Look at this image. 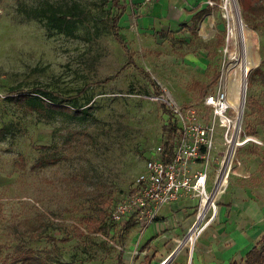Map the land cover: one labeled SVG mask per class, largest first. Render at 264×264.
<instances>
[{
    "label": "rangeland",
    "instance_id": "obj_1",
    "mask_svg": "<svg viewBox=\"0 0 264 264\" xmlns=\"http://www.w3.org/2000/svg\"><path fill=\"white\" fill-rule=\"evenodd\" d=\"M213 1L201 22L161 36L139 25L134 0H0V264H25L29 250L50 264H118L128 252L126 229L111 237L91 231L89 223L103 214L106 224L150 153L174 134L157 96L168 93L206 115L205 95L233 70L236 15L228 0ZM235 3L260 59L247 74L243 133L264 141V0ZM51 6L71 12L72 33L49 23ZM122 8L120 32L132 65L112 30ZM139 69L158 84L157 93ZM53 94L77 96L66 106H92L93 115L77 118L52 108L62 104ZM217 133L220 142L221 128ZM219 142L207 164L211 180ZM238 158L252 171L244 179L257 187L251 193L263 201L264 150L248 144Z\"/></svg>",
    "mask_w": 264,
    "mask_h": 264
},
{
    "label": "built area",
    "instance_id": "obj_2",
    "mask_svg": "<svg viewBox=\"0 0 264 264\" xmlns=\"http://www.w3.org/2000/svg\"><path fill=\"white\" fill-rule=\"evenodd\" d=\"M143 1L151 4L156 0ZM207 3L217 4L213 0ZM239 78L242 93L240 104L237 105L231 99V91L233 83ZM246 87L247 80L243 82L242 70H231L227 77L220 80L215 92L205 95L202 103L206 115L200 114L193 105L178 103L168 93L157 96L156 99L169 111L167 118L171 120L175 132L171 138L159 143L147 157L132 192L112 209L105 234L110 235V224H122L130 217L141 228H146L155 220L162 206L190 196L197 199L195 219L185 237L178 242V248L186 245L192 252L198 239L216 221L219 200L227 192L235 168L242 165L238 158L239 150L248 144L264 147L262 139L243 133ZM218 127L222 131L220 142ZM218 142L222 150L219 152L216 173L211 180L207 164L214 160L212 152L216 150ZM166 143H169L171 152H167ZM134 253L137 254L138 250ZM169 258L159 264H165ZM187 264H191V259Z\"/></svg>",
    "mask_w": 264,
    "mask_h": 264
},
{
    "label": "crops",
    "instance_id": "obj_3",
    "mask_svg": "<svg viewBox=\"0 0 264 264\" xmlns=\"http://www.w3.org/2000/svg\"><path fill=\"white\" fill-rule=\"evenodd\" d=\"M134 2L132 12L142 14L138 17L139 25L151 27L161 36L179 32L196 20L201 22L208 4V0ZM251 145L256 152L264 150V147ZM249 170L244 165L235 168L229 188L219 200L216 221L198 239L192 252L186 245L178 248V242L185 237L195 219L196 198L184 196L162 206L146 228H141L131 217L122 224H110L111 237L121 234L124 229L129 234L130 248L119 255L118 264H159L168 256L165 264H187L190 259L191 264H246L247 253L255 246L261 248L264 245V200L252 194L251 189L257 187L247 185L248 179L244 180L251 175ZM105 223L100 229L105 230L104 234L109 226L108 220ZM135 250H138L137 254Z\"/></svg>",
    "mask_w": 264,
    "mask_h": 264
},
{
    "label": "trees",
    "instance_id": "obj_4",
    "mask_svg": "<svg viewBox=\"0 0 264 264\" xmlns=\"http://www.w3.org/2000/svg\"><path fill=\"white\" fill-rule=\"evenodd\" d=\"M49 9H50L49 11L52 12L50 14L46 13L49 23H54L55 28H57L59 31H65V29H69V32L72 33L74 30L75 22H74V20H72V18H70V17H72L71 12H65L63 14L62 13L59 14L58 11L55 10V7L51 6ZM125 9L126 8H122V11L113 18L112 30H113V33L115 35L116 40L123 47L124 51L127 54L129 53L127 64L132 65L134 63L133 57L131 58L130 49H129L125 39L123 38V36L120 32V30H121L120 19L122 17L123 12L125 11ZM34 13H35L34 15L36 16V13H38V12H34ZM139 72H142V75L151 81L152 85L154 86V90L157 93V89L159 88L158 84L154 80H152L150 78V76H147V73L143 69H139ZM260 76H261L262 81L264 83V71L260 74ZM87 89H88V87L81 90L80 94L85 92ZM36 90L40 91L38 89H36ZM158 92H160V89ZM43 93H48V92L44 91ZM18 96H21V97H18L17 100H20V101L24 100L25 102L33 104V100H31V98L28 99V97L26 95L25 96L18 95ZM53 97L60 98L62 104L60 106H57V105L49 103L52 105L51 106L52 108H53V106H56L55 109L64 111L68 115L73 116V117H77V118H87V117H91L93 115V107L92 106L82 108V107L77 106L76 102L74 104H72L71 107L66 106V104L73 103L72 101L76 100L77 96L65 97V96H62L60 94H53ZM43 102L46 103L45 101H43ZM166 147H167V152H171V147L169 146V143H166ZM49 162L50 161H48V160H43L40 163L48 164ZM103 222H104V216H103V214H99V216L97 218L90 221V223H89L90 230L93 232L100 230ZM45 237L48 241L55 242V239L52 236L47 235ZM23 262L25 264H50V263L44 261L33 250H29L28 253L24 254ZM263 263H264V245L261 248H258L257 246H255L252 250H250L247 253L246 264H263ZM58 264H73V263L59 262Z\"/></svg>",
    "mask_w": 264,
    "mask_h": 264
},
{
    "label": "bare ground",
    "instance_id": "obj_5",
    "mask_svg": "<svg viewBox=\"0 0 264 264\" xmlns=\"http://www.w3.org/2000/svg\"><path fill=\"white\" fill-rule=\"evenodd\" d=\"M228 2L230 4V7L233 8L235 15H236V20H237V27L236 28L233 27L231 29L230 36L235 39V43L239 51L237 62L231 65V68L235 72L242 70L243 82H245V80L247 79L246 77H247L248 71L256 68L259 64L260 59L257 54L258 50L256 49L254 41H253L252 31L247 26V24L244 22V20L240 17L239 9L235 3V0H228ZM245 71H246V75H245ZM240 81L241 80L239 78L237 82L235 81L233 83L232 91H231V99L237 105L240 104L241 93H242Z\"/></svg>",
    "mask_w": 264,
    "mask_h": 264
}]
</instances>
